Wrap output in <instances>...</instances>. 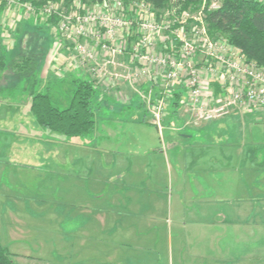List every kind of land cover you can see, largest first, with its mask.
Segmentation results:
<instances>
[{
	"label": "crops",
	"instance_id": "0c3cea01",
	"mask_svg": "<svg viewBox=\"0 0 264 264\" xmlns=\"http://www.w3.org/2000/svg\"><path fill=\"white\" fill-rule=\"evenodd\" d=\"M61 50L42 68L47 81L68 55L65 43ZM95 86L106 122L95 121L89 141L42 134L52 144L25 142L20 164L0 160V244L12 264H252L258 237L264 250V146L246 131L226 136L239 116L187 126L183 106L168 103L159 132L142 99L156 95L151 83ZM20 90L22 110L0 113L38 129ZM178 92L182 104V87L171 98ZM116 104L128 112L121 116Z\"/></svg>",
	"mask_w": 264,
	"mask_h": 264
},
{
	"label": "built area",
	"instance_id": "2783aa9c",
	"mask_svg": "<svg viewBox=\"0 0 264 264\" xmlns=\"http://www.w3.org/2000/svg\"><path fill=\"white\" fill-rule=\"evenodd\" d=\"M264 5V0H254ZM6 31L22 18L36 16L67 46L69 67L84 68L96 84L118 81L130 85L146 80L157 88L142 95L150 122L161 131V120L174 89L182 87L187 126L213 122L234 111L264 116V67L247 59L222 38H211L205 16L222 0H201L194 9L180 5L156 11L145 0H83L48 2L39 8L17 0ZM3 34V43L11 37Z\"/></svg>",
	"mask_w": 264,
	"mask_h": 264
},
{
	"label": "trees",
	"instance_id": "16d2710c",
	"mask_svg": "<svg viewBox=\"0 0 264 264\" xmlns=\"http://www.w3.org/2000/svg\"><path fill=\"white\" fill-rule=\"evenodd\" d=\"M25 1V0H22ZM47 0H40L39 5ZM59 1V0H52ZM69 4L72 0H62ZM94 4L104 0H83ZM127 1V0H124ZM156 11L180 5L181 9H194L201 0H145ZM207 31L211 38H223L236 47L247 59L264 67V5L254 0H222L221 7L207 12ZM0 32V79L15 71L23 78L25 94L29 97V112L35 124L65 138L84 137L95 129L96 86L93 80L72 79L73 88L68 101L54 99L49 91H38V79L31 72L33 58L18 47L20 57L11 59L3 45ZM15 38V37H14ZM6 71V72H5ZM31 72V73H30ZM19 78V79H20ZM182 92H178L169 103L175 111L181 106ZM177 111V110H176ZM251 114V113H250ZM0 264H12L10 254L0 244Z\"/></svg>",
	"mask_w": 264,
	"mask_h": 264
},
{
	"label": "rangeland",
	"instance_id": "374dc122",
	"mask_svg": "<svg viewBox=\"0 0 264 264\" xmlns=\"http://www.w3.org/2000/svg\"><path fill=\"white\" fill-rule=\"evenodd\" d=\"M17 1H20L19 3L21 4L29 3L32 6H35L36 8H39L40 6L48 2H63L62 0H59V1L47 0L39 5H35L34 3H37L40 0H25V1L17 0ZM86 4H87V1H86ZM220 4H222V2H220ZM10 9L11 7H9L6 4V2L5 3L3 2L0 4V32H2L1 35L8 34L7 37L8 38L11 37L10 42L14 43V37H17V34H20L18 43L14 49L15 52L13 51L11 54H9V57L11 59H18L21 55L18 52V47L23 48L26 52L29 53V56L31 55L33 58L31 72L35 74V77L39 81L37 84L38 91L45 92L46 89L44 88L46 87L54 99H57L60 101L63 100L64 103H67L68 98H69L68 93L73 88L70 81L75 78L90 80L89 75L75 72L74 69H72V66H71V71H70L72 72V74L70 75L69 71L68 73L66 72V70H68L67 65L65 64L63 65L59 62H55L54 63L55 66L53 65L55 69L52 66L54 74L52 77H49L50 80L48 79L49 81H47L46 79L47 76L42 77L41 72H42L43 66L46 65L48 68L50 67L52 60L55 61L56 58L62 52L61 46L64 44V42L63 40L60 41L58 37L51 36L54 34H51L49 32L48 27L44 24V22L42 20L37 19L36 16H31V17L29 16L28 18H22L21 16L24 15V11L19 10L18 8L15 10L16 15L18 16V20L15 22L16 25L12 26L10 30L6 31L5 33V28H6V23H7V13L10 11ZM22 22H29V23L34 24V26L32 25L33 27L35 26H38V27L37 28L31 27L28 29L29 30L28 32L21 34V32L26 31L24 29H23L24 31L22 30L19 31V28H21ZM3 45L6 46V48L10 47L9 44L6 45L3 43ZM82 69L86 70V67ZM7 72L8 73H4L5 76L3 77V79H0V112L5 109L7 111L8 110L16 111L17 108L19 110L20 109L22 110L21 103L26 101L25 99L26 97L23 96L21 98V96L24 95L23 93H21L22 90H20L21 88L24 87L23 78L21 79L20 76L15 73V71H12L10 69H7ZM41 77L45 78V80H43ZM173 91L175 92L176 89H174ZM95 95L96 97L98 95L97 88H96ZM94 106H95V112H96L95 113L96 125L99 126L100 123L101 125H103L106 122L105 116L102 115V112H104V114L106 113V110L102 109L104 105H100L98 107L97 105H94ZM116 106L120 110L121 116H123V114H126L128 112L127 108L122 107L119 104H116ZM100 107H101V110L99 112L97 111V109ZM168 107H169V104H168ZM183 113H185L184 110H183ZM233 113L234 115L232 117H238V116L239 117L238 119H236V121H234L235 122L234 124L228 123L224 126L223 129L225 130V132H230V134L226 136H228L229 138L235 137L234 134H237L236 136L238 135L242 136L244 132L246 131L248 132V137H252L254 146H258V147L264 146V116L262 114L255 113V112L251 114H247V116H244L242 113L235 112V111ZM123 120L124 118L120 119V123L122 126L125 123V122H121ZM37 128L38 129H33V127H31V125H29V123L26 122L24 117L22 118L19 115L6 117L2 115V113H0V160L3 158H7L8 163L10 162L13 164H20L22 162L21 161V158H22L21 148L25 146L24 145L25 142H28V146H31V145L32 146H35V145L36 146H49L50 144H52V142L51 143L48 142V138L43 140L41 135L50 134L54 138H56L57 135L44 128H40V127H37ZM250 128L252 131L251 135L249 133ZM144 130H147L149 132L148 134L152 136L155 135L154 129L150 126H145ZM232 132H234V134ZM93 136H95V133L91 136H84V137L73 138V139H76L74 141H77V140L89 141L90 139L89 137H93ZM230 141L229 142L224 141L223 143H230ZM16 149H17V152L15 151ZM259 238L260 237L256 239L258 240V242L253 244L254 246L252 247V250H251L253 253L252 264H264V250L261 247ZM261 254L263 255L260 256Z\"/></svg>",
	"mask_w": 264,
	"mask_h": 264
}]
</instances>
